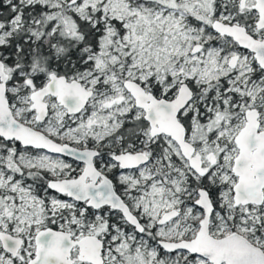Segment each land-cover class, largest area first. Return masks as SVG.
I'll return each instance as SVG.
<instances>
[{
  "label": "snow or ice",
  "instance_id": "obj_1",
  "mask_svg": "<svg viewBox=\"0 0 264 264\" xmlns=\"http://www.w3.org/2000/svg\"><path fill=\"white\" fill-rule=\"evenodd\" d=\"M0 264H264V0H0Z\"/></svg>",
  "mask_w": 264,
  "mask_h": 264
}]
</instances>
